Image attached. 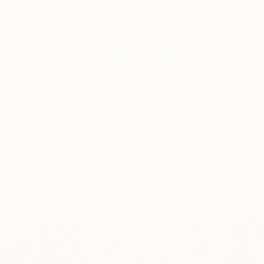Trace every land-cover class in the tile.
Wrapping results in <instances>:
<instances>
[{
	"label": "snow or ice",
	"instance_id": "snow-or-ice-1",
	"mask_svg": "<svg viewBox=\"0 0 264 264\" xmlns=\"http://www.w3.org/2000/svg\"><path fill=\"white\" fill-rule=\"evenodd\" d=\"M0 264H264V0H0Z\"/></svg>",
	"mask_w": 264,
	"mask_h": 264
}]
</instances>
